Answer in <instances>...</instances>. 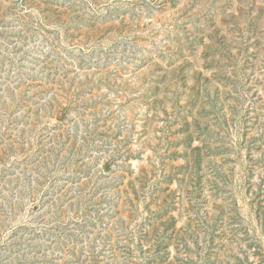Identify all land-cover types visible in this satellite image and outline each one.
<instances>
[{
  "label": "rangeland",
  "instance_id": "1",
  "mask_svg": "<svg viewBox=\"0 0 264 264\" xmlns=\"http://www.w3.org/2000/svg\"><path fill=\"white\" fill-rule=\"evenodd\" d=\"M0 264H264V0H0Z\"/></svg>",
  "mask_w": 264,
  "mask_h": 264
}]
</instances>
